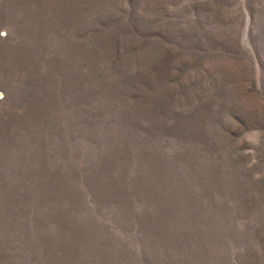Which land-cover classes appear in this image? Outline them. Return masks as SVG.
<instances>
[{"label":"rangeland","instance_id":"1","mask_svg":"<svg viewBox=\"0 0 264 264\" xmlns=\"http://www.w3.org/2000/svg\"><path fill=\"white\" fill-rule=\"evenodd\" d=\"M0 264H264V0H0Z\"/></svg>","mask_w":264,"mask_h":264}]
</instances>
